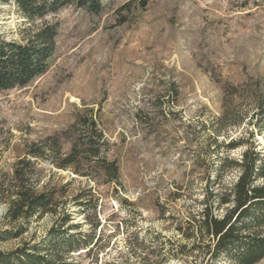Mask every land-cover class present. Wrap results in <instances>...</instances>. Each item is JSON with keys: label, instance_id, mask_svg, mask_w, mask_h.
<instances>
[{"label": "rangeland", "instance_id": "rangeland-1", "mask_svg": "<svg viewBox=\"0 0 264 264\" xmlns=\"http://www.w3.org/2000/svg\"><path fill=\"white\" fill-rule=\"evenodd\" d=\"M44 21L58 25L47 71L25 86L0 91V233L20 224L27 228L18 238L0 241V250L40 243L56 219L47 214L10 223L6 216L3 186L12 181L26 145L59 136L69 152L77 137L73 125L87 114L110 141L124 193L117 194L105 177L96 179L106 246L90 257L77 252L67 262L93 264L98 256V264L126 258L140 264L136 255H126L125 225L117 230L130 218L119 209V195L135 203L138 226L172 237L170 224L159 219L158 203H170L178 184L191 188L186 194L204 185L212 167L206 156L215 134L211 125L222 113L225 89L238 88L237 103L247 116L254 110L251 98L264 91V0H105L99 14L67 6L35 22L14 4L0 2V36L7 40L27 42ZM257 119L222 134L231 139L254 131L264 147V121L255 125ZM33 160L42 171L40 189L50 181L63 192L59 206L74 213L70 224L88 229L72 197L95 181L58 170L51 153ZM171 204L178 210L182 202ZM87 214L93 220L92 209Z\"/></svg>", "mask_w": 264, "mask_h": 264}, {"label": "trees", "instance_id": "trees-1", "mask_svg": "<svg viewBox=\"0 0 264 264\" xmlns=\"http://www.w3.org/2000/svg\"><path fill=\"white\" fill-rule=\"evenodd\" d=\"M104 1L0 0L14 4L29 22L43 20L67 6L99 14ZM57 34L58 25L44 21L25 43L0 36V91L25 86L47 71L56 51ZM237 93L236 86L225 89L222 113L211 125L215 134L209 136L206 156L212 167L204 185L186 194L191 188L178 184L171 193L170 203H158L159 219L170 224L172 237L138 226L136 220L141 214L135 210V203L119 195V209L130 218L123 219L117 230L125 225L122 234L126 255H136L140 264H166L185 259L186 264H258L264 259V147L257 144L254 131L231 139L222 134L230 126L251 125L254 118H258L255 125L264 121V91L251 98L254 109L251 116L239 108ZM73 129L77 130V137L69 152H63L59 136L48 137L26 145V156L15 163L12 181L3 186L9 222H28L47 214L56 219L40 243H28L11 251L0 250V264H70L67 260L77 252L80 255L84 251L90 257L106 246L101 243L105 230L98 210L101 195L96 196L98 192L94 188L96 179L102 176L115 184L117 194H123L120 167L116 159H110V141L92 115L79 116ZM235 151L239 152L233 154ZM47 152L51 153L52 163L58 170L95 181L72 197L88 229L81 230V223L70 224L74 213L59 206L63 192L50 181L40 189L42 171L33 158L43 157ZM199 159L200 156L196 164L200 166ZM175 201L182 202L178 210L171 204ZM89 209L93 220L87 214ZM26 229L20 224L14 231L5 230L0 233V241L18 238ZM94 262L98 264V256ZM105 264L131 263L126 258Z\"/></svg>", "mask_w": 264, "mask_h": 264}]
</instances>
